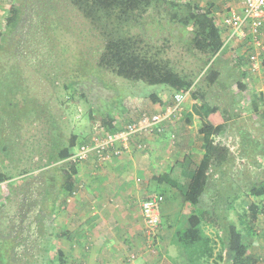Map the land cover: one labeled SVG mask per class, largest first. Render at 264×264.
Listing matches in <instances>:
<instances>
[{
	"label": "trees",
	"instance_id": "trees-1",
	"mask_svg": "<svg viewBox=\"0 0 264 264\" xmlns=\"http://www.w3.org/2000/svg\"><path fill=\"white\" fill-rule=\"evenodd\" d=\"M68 2L70 4L68 6L77 10L98 32L102 40L103 49L96 63L97 70L125 81L165 85L175 92L194 87V80L188 74L177 71L172 62L162 54L163 49L167 47L164 43H171L172 31H176L177 35L184 39L178 38L185 52L198 54L203 58L205 72H211L216 59L224 53L230 59H234L233 54L222 47L221 32L214 16L209 9L200 7L197 3L182 0H68ZM159 9L164 10L165 15H160ZM34 18L35 22L28 26L24 39V47L28 53L35 51L30 48V41L38 38L41 44L46 40L49 42L52 48L45 47L49 54L53 53L56 60H63L69 53L68 49L59 47L54 50L56 42L62 36V29L47 22L44 15ZM22 23L21 6L12 4L4 18V29L0 32V89L3 85L6 88L4 92L0 90V117H11L12 125L9 130L15 129L16 120L18 129L19 120L21 124L26 115L35 111L30 109L35 98L31 100L32 96L29 95L34 93L30 82L19 77L20 66L17 68L14 65L10 68L13 72L16 69L19 72L12 74L14 80H8L9 74L4 75L5 60L14 61L23 55L20 52L19 41ZM148 31L152 34H148ZM156 38L163 41L162 44L151 47L153 43L149 40ZM232 63L240 70L236 61ZM241 76L244 79L245 74ZM16 78L18 79L15 80ZM57 83L56 76L52 85L58 87ZM236 86L240 91L244 89L241 81L237 82ZM60 87L63 92H70L71 99L75 97V93L85 95L89 110L91 112L96 110L99 115L104 116L101 125L104 130L113 132L117 129L115 118L123 110L122 100L121 105L117 101L111 103V98H115L117 90L101 82L94 72H84V76L71 72ZM111 91L114 93L110 94ZM192 96L194 97V94ZM200 98L199 105H192L191 113L186 117L187 121L193 114L203 113L204 117H208L216 111V108L211 107L203 97ZM253 100L259 102L262 99L261 96H255ZM260 115L263 117L264 127V110H261ZM238 140L237 155L259 166L255 159L257 157L264 159V143L256 141L249 132L241 129L238 132ZM82 143L77 142L76 135H71L67 145L63 147H59L58 142L53 143L52 147L55 149L49 150L35 166L18 175L7 174L9 195L23 196L24 200L26 195L33 192V188L30 187L37 185L39 199L33 202V208L37 209L34 220L38 233L44 237L47 235L48 243L51 242V236H61L55 233L52 218L62 205L64 196L71 195L74 190L72 177L77 163L70 161L69 157L71 150ZM202 149L203 162L199 166L191 157L185 156L169 173L156 178L157 182L168 185L184 202L189 203L194 212L191 217H195L198 222L194 223L189 217L181 229L178 230L179 227L176 231L177 242L184 250L189 263L219 264L216 260L218 256L214 252L215 241L204 231L203 226L220 225L225 232L223 239L226 264H252L253 260L247 255V246L243 238L245 235L256 236L254 224L258 214L264 212L263 208L257 201L252 200L246 211L237 212L234 208V202L238 198L236 188L231 183L214 178L216 172L220 173L218 177H225L226 171L234 164L233 154L227 147L213 143L207 136ZM0 180L3 181V178ZM242 185L244 186L241 192L248 197L254 199L264 197V175L253 181L247 177ZM212 199L221 202L222 208L216 209L212 205ZM26 206L29 209L31 204L28 203ZM230 214H233L232 218H229ZM17 234L18 232L12 237L0 234V264H8L11 248L19 245L16 242ZM56 254L59 264H64L62 251L57 250Z\"/></svg>",
	"mask_w": 264,
	"mask_h": 264
},
{
	"label": "rangeland",
	"instance_id": "rangeland-1",
	"mask_svg": "<svg viewBox=\"0 0 264 264\" xmlns=\"http://www.w3.org/2000/svg\"><path fill=\"white\" fill-rule=\"evenodd\" d=\"M218 1L219 12H225L229 8H224L226 2H231V0ZM191 2L197 3L198 6L201 4V7H203L204 1L191 0ZM12 4L20 5L23 11V23L20 27L22 35L19 39L21 42L20 52L23 55L14 61L5 60L4 75L9 74L8 80H14L12 74L19 72L17 69L13 72L10 68L14 65L17 68L20 66L22 74L19 73V77L24 81H29L33 90L34 95H29L32 96L31 100L35 99L33 106L30 104V109H35V111L26 115L21 124L19 120V131H15L18 130L16 129L17 120L14 123L15 129L9 130L12 125L11 117H0V133H2L0 137V178H3V181L0 180V195L2 196V198L0 197V234L12 237L18 232L16 242L19 245L11 248L8 264H59L60 261L53 258V256L57 258L56 252L60 250L52 244V241L57 237L55 235L51 236V242L48 243L47 235L45 237L40 235L35 224L34 216L37 209L33 208V202L39 199L37 185L30 187L33 188V192L26 195L23 200V196L9 195L6 179L9 173L18 175L35 166L49 150L55 149L52 147L53 143L58 142L59 147H63L67 145L71 135L77 136V142L84 143L92 132V127L103 124L104 116L99 115L96 110H93V112L89 110L87 97L75 93L73 99L69 98L70 92H63L60 87L62 82L66 80L71 72L82 76H84V72H94L101 82L117 90V95H115V98H111V103L117 101L121 105V100H125L127 106L133 103L142 106L146 99L148 101L154 95L161 97V92L167 90L169 94L173 90L165 85H148L142 82L125 81L112 74L97 70L96 63L103 49L102 40L93 26L77 10L68 6L70 5L68 0H0V32L4 29V18ZM234 4L232 7L237 5L236 2ZM158 13L165 15V11L162 9H159ZM38 15H44L47 22L59 26L60 30L62 29V36L56 42L54 50L59 47L68 49L67 52L69 53L65 55L63 60H56L53 53L49 54L47 52L46 46H48V49L52 48L47 40L41 44L38 38H33L30 41V48L35 49V51H31V54L24 47L28 26L35 22L34 17ZM148 34L151 35L152 33L148 31ZM171 36V43H164L167 47L163 49L164 53L162 54L172 62L177 71L188 74L194 80V87L190 90L187 98L191 97L194 100L195 97L201 102L200 97H203L207 103L215 105L218 108L217 111L226 106L233 108L229 112L231 114V116L229 114L230 119L224 125V129L221 131V139L217 141V144L229 149L235 158L234 164L226 171L225 177H218L220 173L216 172L214 178H220L219 180L231 183L236 188L238 198L234 202V208L237 212L246 211L252 200L257 201L264 211V197L254 199L241 192L244 186L242 184L247 177L253 181L264 175V159L257 157L255 159L256 163L259 164L257 166L255 163L252 164L247 159L237 155L239 151L238 132L240 129L249 132L256 141L264 143L263 117L257 113L259 112L257 111V105L253 103V99L257 95H252L258 92L259 77L245 75L246 86L243 89L244 91L242 90L243 92L240 93L236 84L239 81L242 82L243 79L240 70L229 62L232 59L227 58V56H220L211 67L212 71L205 72L206 67L202 63L203 58L198 54L192 55L185 52V48L179 40L184 39L177 35L176 31H172ZM149 42L153 43L151 47H158L163 41L156 38L150 39ZM56 76L58 87L52 85ZM132 84L135 86H132ZM0 90L2 92L6 91L5 86L3 85ZM113 93L110 92V94ZM237 94H239V97ZM130 96L134 98H128ZM171 101L173 100L170 98V103ZM136 114H134V117ZM122 118L121 122L123 124L135 120L133 117L127 119L126 116H123ZM181 121L182 118L175 120V123L180 122L182 125ZM180 124H178L177 130L182 132ZM215 132L219 133V129H215ZM215 138L212 137L210 140L214 141ZM174 139L176 140V138ZM192 159L195 162L198 161L194 155ZM201 162H203L202 159ZM168 188L170 187L168 186ZM155 189L156 182H151L150 192L155 191ZM161 192L164 191L161 190ZM176 194L178 193L176 192ZM164 196L167 198L164 213H168L169 219L161 222L160 217V225L155 238L151 243L146 239L147 243H145L147 250L153 255L163 254L164 252V250L159 251V233L162 227L165 228L163 234L169 236L170 239L173 238L176 242L175 232L179 227L178 230L181 229L187 219L191 218L194 223H198L195 217H191L194 212H192L189 203L184 201L181 203L176 198L171 200L173 196L170 197L169 194H164ZM212 200V205L216 209L222 208L221 202L217 199ZM28 203L31 204L29 209L26 206ZM232 217L233 214H230L229 218ZM203 229L215 241L214 252L222 262L225 256L224 230L220 225H204ZM254 229L256 236L245 237V235L243 242L248 250L253 246L264 249V212L258 214ZM221 254L223 257H221ZM218 257L216 260H218Z\"/></svg>",
	"mask_w": 264,
	"mask_h": 264
},
{
	"label": "crops",
	"instance_id": "crops-1",
	"mask_svg": "<svg viewBox=\"0 0 264 264\" xmlns=\"http://www.w3.org/2000/svg\"><path fill=\"white\" fill-rule=\"evenodd\" d=\"M203 1V7L209 8L216 24L221 25L224 11L219 12V1ZM234 2L235 0L226 2L224 8L234 6ZM199 6L201 7V4ZM224 50H229L233 54L232 62L236 61L239 64L240 73L250 76L247 70L250 48L235 42ZM224 56L227 55L224 53L222 57ZM258 75L259 81L264 79V71ZM242 84L246 86L244 79ZM243 91L239 90L240 93ZM175 93L172 91L168 94L165 90L161 92V97L154 95L152 99L148 101L146 99L142 106L137 103L127 106L123 100V110L115 118L117 124H123L121 122L123 116L127 119L130 117L138 119L142 113L163 112L172 104L170 98L173 100ZM237 95L239 97V94ZM252 95L261 96V101H253L257 105L259 111L257 113L260 114L261 110H264V92ZM199 103L197 99L186 98L179 118H182V125L173 120L166 124L163 134L142 137L140 140L142 149H136L131 145L126 153L104 162H98L93 156L86 161L77 162L72 177L74 190L71 195L64 196L62 205L52 218L54 231L61 235H56L57 238L52 244L62 251L64 264H191L177 243L178 240L175 242L173 238L170 239L163 234L165 229L163 227L159 233V251L164 250L163 254L153 255L147 250L141 203L151 195H162L163 202L159 206L161 222L169 219L168 213H164L167 200L164 194L173 196L171 200L176 198L181 203L183 200L175 190L172 192L166 184L157 182L156 178L169 173L185 156L192 158L194 155L199 166L204 153L202 144L205 137L207 136L209 140L216 137L215 142L212 141L214 143L221 139V131L229 121L231 116L229 112L233 108L223 107L219 113L215 105H210L216 108L214 113L208 117H204L203 113L193 114L187 121L186 117L191 113L192 105ZM135 113L137 114L134 117ZM178 124L182 127V132L177 130ZM217 128L219 133L215 132ZM151 182H156V189L152 192L149 190ZM132 254L135 255V259L129 261L128 258ZM247 255L252 258V264H264V249L258 246H253L249 250L247 248ZM53 258L57 261L56 257ZM222 262L226 264L225 256ZM222 262L218 259L219 264Z\"/></svg>",
	"mask_w": 264,
	"mask_h": 264
},
{
	"label": "built area",
	"instance_id": "built-area-1",
	"mask_svg": "<svg viewBox=\"0 0 264 264\" xmlns=\"http://www.w3.org/2000/svg\"><path fill=\"white\" fill-rule=\"evenodd\" d=\"M235 7L229 6L221 21L222 47L233 43H241L250 48L247 70L250 76L260 77L264 71V0H235ZM222 28L224 32H222ZM191 89L176 92L172 104L163 112L142 113L138 119L125 124H117L113 132L104 130L100 125H94L87 142L78 145L71 153L69 160L83 162L91 156L98 162H104L112 157L126 153L131 145L142 149V137L147 135H161L167 123L180 118L182 106ZM258 92H264V79L260 81ZM2 198V196L0 195ZM163 197L154 194L141 203L142 216L145 223V236L149 243L153 241L160 225L159 206ZM135 259L130 255L128 260Z\"/></svg>",
	"mask_w": 264,
	"mask_h": 264
}]
</instances>
